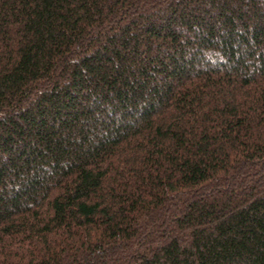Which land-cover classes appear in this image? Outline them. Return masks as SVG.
Returning <instances> with one entry per match:
<instances>
[{
    "label": "trees",
    "instance_id": "obj_1",
    "mask_svg": "<svg viewBox=\"0 0 264 264\" xmlns=\"http://www.w3.org/2000/svg\"><path fill=\"white\" fill-rule=\"evenodd\" d=\"M0 264H264V0H0Z\"/></svg>",
    "mask_w": 264,
    "mask_h": 264
}]
</instances>
